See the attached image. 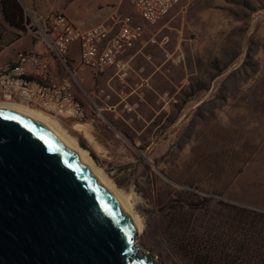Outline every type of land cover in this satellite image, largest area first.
Wrapping results in <instances>:
<instances>
[{
    "label": "rangeland",
    "instance_id": "obj_1",
    "mask_svg": "<svg viewBox=\"0 0 264 264\" xmlns=\"http://www.w3.org/2000/svg\"><path fill=\"white\" fill-rule=\"evenodd\" d=\"M20 2L26 18L28 9L43 15ZM73 2L59 0L65 8ZM116 2L109 9L119 5L143 23L125 0ZM57 13L65 14L51 15ZM163 25L152 44L163 75L157 91H147L150 105L139 109L146 123L137 119L117 130L107 123L111 114L95 111L102 147L89 122L35 111L85 144L128 200L142 223L138 257L148 254L156 264H264V217L257 216H264V0H183ZM26 33L27 26L24 33L7 28L2 43ZM13 104L28 108L0 99ZM72 122L85 126L67 128Z\"/></svg>",
    "mask_w": 264,
    "mask_h": 264
},
{
    "label": "water",
    "instance_id": "obj_2",
    "mask_svg": "<svg viewBox=\"0 0 264 264\" xmlns=\"http://www.w3.org/2000/svg\"><path fill=\"white\" fill-rule=\"evenodd\" d=\"M137 235L115 194L58 135L0 108V264H156L135 254Z\"/></svg>",
    "mask_w": 264,
    "mask_h": 264
},
{
    "label": "built area",
    "instance_id": "obj_3",
    "mask_svg": "<svg viewBox=\"0 0 264 264\" xmlns=\"http://www.w3.org/2000/svg\"><path fill=\"white\" fill-rule=\"evenodd\" d=\"M125 1L133 7L143 23L136 22L120 7H114L103 22L82 29L65 14L36 16L28 9L26 26L29 33L44 46L45 52H19L12 66L0 59V99L19 102L55 117H65L79 123H95L97 118L90 115L71 85L58 80L52 60L65 67L73 78H77V71L71 67L69 60L71 50L77 45L81 67L95 74L114 69L118 80L127 84L136 76L128 56L138 43L145 41L146 24L157 26L183 0ZM148 42L156 44L157 40L152 37ZM120 97L128 112L138 108V104H127L125 92L122 91Z\"/></svg>",
    "mask_w": 264,
    "mask_h": 264
},
{
    "label": "crops",
    "instance_id": "obj_4",
    "mask_svg": "<svg viewBox=\"0 0 264 264\" xmlns=\"http://www.w3.org/2000/svg\"><path fill=\"white\" fill-rule=\"evenodd\" d=\"M22 1L27 6L33 7L37 13L45 16H49L56 12H64L76 26L83 29L96 26L103 22L111 12L109 6L117 3V0H76V3L73 2L65 8L59 4V0ZM74 4H78L77 10H74ZM103 5L104 8H102ZM118 7L120 6L118 5ZM122 10L125 12L124 9ZM131 13H134V11ZM159 25L146 27V40L131 50L128 60L130 61L136 76L132 77L127 84H123L118 80L114 69H107L99 74H95L92 70L81 67L80 52L77 45L73 47L69 56L71 67L77 71V78H73L65 67L52 60V67L56 71L58 80L63 84L71 85L77 96L88 108L92 117L95 116L93 114H95V111L97 110L100 111V115L102 117H104V114H111V118H104H106L107 123L110 122V125L114 129H117L116 126L119 125L123 128L126 126L133 127L137 119H142V121L146 123L147 118L141 116L139 109L141 106L150 105L147 103L148 101L150 102V99L148 97V99L146 98V96H148L147 91L148 89L157 91L156 83L162 78L164 71V61L161 53L158 52V48L156 46L148 42L153 36L157 37L166 27V25ZM19 52L41 53L45 52V49L38 41L37 37L30 33H26L18 41L4 49L0 53V59L6 65L12 66L15 64L17 54ZM142 71H144V73H141ZM122 91L125 92L127 104L130 106L138 104V108L135 109L134 112H128L126 110L123 98L120 97V93ZM62 119L68 120V118L65 117H62ZM152 121L153 120L150 122ZM75 124L76 123L72 122L69 124L70 127L67 128L74 129V126H77V124ZM85 124L95 130V132L97 131L96 135L90 131V135L94 137L100 146L104 147V140L101 141L100 136L101 134L102 136L105 134L103 132V124L99 123L97 120L95 123L89 122ZM79 126L83 127L85 125L81 124ZM143 131L144 130H142V132ZM118 132L121 134L122 131ZM83 135L87 140H89V138L85 135V132H83Z\"/></svg>",
    "mask_w": 264,
    "mask_h": 264
},
{
    "label": "bare ground",
    "instance_id": "obj_5",
    "mask_svg": "<svg viewBox=\"0 0 264 264\" xmlns=\"http://www.w3.org/2000/svg\"><path fill=\"white\" fill-rule=\"evenodd\" d=\"M0 108H9L13 110H17L19 112H22L28 116L33 117L34 119L44 123L50 130H52L56 135H58L64 143H66L71 149H73L80 157L81 159L87 164V166L92 170V172L115 194L117 199L120 201V203L124 206V208L128 211L131 218L134 220L138 227V234L142 232V223L140 219L137 217V215L134 214L132 211L131 205L129 204L128 200L122 195L120 191L113 185L111 180L107 179L103 174L102 171L95 165V163L92 161V157L88 156V151L83 149L79 146V144L72 139L68 134H66L59 126L56 124L52 119H50L48 116L44 115L41 112H37L32 108H26L21 107V105H0ZM62 118V117H61ZM69 119V118H68ZM79 130H83L81 126H77ZM136 252L140 251V248L136 245Z\"/></svg>",
    "mask_w": 264,
    "mask_h": 264
},
{
    "label": "trees",
    "instance_id": "obj_6",
    "mask_svg": "<svg viewBox=\"0 0 264 264\" xmlns=\"http://www.w3.org/2000/svg\"><path fill=\"white\" fill-rule=\"evenodd\" d=\"M27 18L25 17V10L20 2V0H0V53L11 46L13 43L18 41L21 37H16V39L7 43L6 45L2 43L3 32L7 28H13L17 31L26 32ZM7 25V26H4ZM83 144V143H82ZM242 213H248L247 210H240ZM259 217H264L261 214H257ZM183 238V236H182ZM174 238H168V241H173ZM176 242V241H175ZM183 252L190 251V249H184Z\"/></svg>",
    "mask_w": 264,
    "mask_h": 264
}]
</instances>
